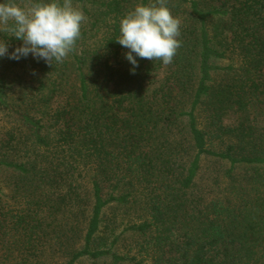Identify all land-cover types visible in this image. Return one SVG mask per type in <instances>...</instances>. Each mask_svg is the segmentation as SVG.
<instances>
[{
	"label": "trees",
	"instance_id": "1",
	"mask_svg": "<svg viewBox=\"0 0 264 264\" xmlns=\"http://www.w3.org/2000/svg\"><path fill=\"white\" fill-rule=\"evenodd\" d=\"M71 2L63 62L0 57V264H264V0H165L181 46L134 74L120 21L156 0Z\"/></svg>",
	"mask_w": 264,
	"mask_h": 264
},
{
	"label": "clouds",
	"instance_id": "2",
	"mask_svg": "<svg viewBox=\"0 0 264 264\" xmlns=\"http://www.w3.org/2000/svg\"><path fill=\"white\" fill-rule=\"evenodd\" d=\"M84 13L72 6L71 0H50L30 3L24 7L16 3H0V32L10 33L23 43L11 53L8 45L0 42V57L19 60L31 54L52 65L53 60L63 62L76 47L81 35ZM180 21L173 17L165 0L150 5H137L120 21V36L116 41L128 49L125 58L135 72L136 57L150 61L172 62L181 42Z\"/></svg>",
	"mask_w": 264,
	"mask_h": 264
},
{
	"label": "rangeland",
	"instance_id": "3",
	"mask_svg": "<svg viewBox=\"0 0 264 264\" xmlns=\"http://www.w3.org/2000/svg\"><path fill=\"white\" fill-rule=\"evenodd\" d=\"M2 0H0L1 2ZM72 6L80 11H82L86 17V20L82 22L81 24V31L86 28L87 30H89L91 27V15H93V12L95 11V6L90 4V3H87L86 6H83V5H79V4H73L72 3ZM90 34V32H88ZM89 36V35H87ZM88 42L92 43L94 38L90 37L88 38ZM13 95V94H12ZM2 116L0 115V123L2 122ZM108 263H110V261H108Z\"/></svg>",
	"mask_w": 264,
	"mask_h": 264
}]
</instances>
